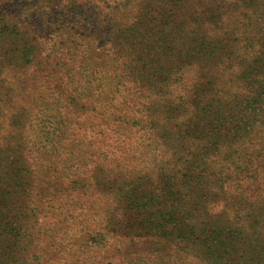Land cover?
I'll list each match as a JSON object with an SVG mask.
<instances>
[{
  "label": "trees",
  "instance_id": "1",
  "mask_svg": "<svg viewBox=\"0 0 264 264\" xmlns=\"http://www.w3.org/2000/svg\"><path fill=\"white\" fill-rule=\"evenodd\" d=\"M102 1L49 0L47 6L49 11L57 6L63 14L86 19L96 8L100 9L99 5L105 3ZM113 1L119 16L116 18L110 11L111 21L118 32L100 35L96 41L90 35L84 43L89 44L88 52L108 45L122 57L127 79L138 88L141 97L152 98L144 111L148 124L136 123V128L142 131L146 145L152 144V155L157 151L162 153V165L152 173L154 179H147L146 185H150L145 187L147 196L140 194L132 198L133 190L142 186L133 182L122 185L123 194L116 198V210L110 206L114 213L122 209L121 218L111 225L113 210L105 208L103 211L108 210L106 224L97 230V236L88 235L91 244L70 250L64 264L75 263L89 250L97 256L110 243L117 245L115 233L127 238L129 234L122 232L133 228L129 221H122L126 217L123 211L145 209L155 220L150 224L155 233L151 236L159 235L160 242H171V264H222L224 254L228 264L242 262V257L236 255L239 247L249 249L257 242L253 234L250 238L251 227L247 228L251 214L246 207L259 177L253 168H257L255 171L264 168V0L255 3L254 0H228L231 9L219 12L214 18L207 17L202 10L187 13L183 9L169 13L163 10L155 18L150 10L152 0ZM49 11L43 13V8L32 0H0V52H10L4 46L12 47V53L19 52V58L12 57L11 62H15L13 68L22 69L23 76L29 71L38 73L30 67L33 61L29 57L35 41L29 35L31 21L41 15L48 18ZM131 13L134 17L128 20L127 15ZM133 19L136 26L125 27L124 23ZM46 22L53 27L49 34L52 38H46V42L62 35L64 26L56 27L62 20L47 19ZM80 35L79 30H74L73 37H77L81 47ZM100 42L101 45L96 44ZM54 48L49 53L55 58L65 53L68 62L84 53V47L72 53L69 51L75 50L65 49L63 45L59 48L54 45ZM68 62L62 63L63 70L70 68ZM44 67L45 63L40 70ZM88 72L93 79L95 74L90 68ZM42 73L49 78L48 70ZM79 73H73L70 78ZM51 112L52 107L39 109L36 114L46 117ZM145 130L148 132L143 134ZM20 142L13 143L16 148L13 153L23 152ZM6 144L11 143L6 141ZM3 158L0 156V173L24 166L20 156L17 160ZM165 181H171L172 196L157 192L159 188L163 192V187L168 186ZM18 187L17 184L14 188ZM11 191L0 188V198L10 197ZM2 202L0 233L8 228L1 221ZM23 212L22 219L29 222L33 211L24 209ZM138 228L136 225L135 230ZM38 234L37 231L27 234L31 239L25 238V247L37 250L24 257L23 262L49 264L56 257L51 259L50 247L43 249ZM6 237L0 234L1 264L12 262ZM96 237L99 239L95 241ZM21 250L25 254L28 251Z\"/></svg>",
  "mask_w": 264,
  "mask_h": 264
},
{
  "label": "rangeland",
  "instance_id": "2",
  "mask_svg": "<svg viewBox=\"0 0 264 264\" xmlns=\"http://www.w3.org/2000/svg\"><path fill=\"white\" fill-rule=\"evenodd\" d=\"M32 1L43 8V13L49 11V0ZM222 1L152 0L150 10L155 18L161 16L163 10L169 13L175 9H183L187 13L202 10L207 17L214 18L219 12L231 9L228 0ZM102 2L105 3H101L100 9L96 8L92 16H87V20L75 14H63L57 6L49 11L48 18L45 15L33 18L29 35L35 39L34 50L28 57L33 61L30 67L38 73L29 71L23 76L22 69L13 68L15 62H11L12 57L17 58L19 52L12 53V47H3L10 51L8 54L0 52V156L13 157V160L20 156L24 164L22 168L0 173V188L12 190L10 197L0 198L4 208L1 221L8 225L0 234L7 236L10 245L7 253L12 256V262L6 261L5 264H35L23 262L24 257L37 250L25 247L27 234L35 231L41 236L43 249L50 247L51 259L56 257L49 264H64L67 259L64 257L70 255V250L91 244L88 235L93 237L106 224L108 210H103L110 206L116 210V198L123 194L122 185L133 182L142 186V189L133 190L132 198L140 197V194L147 196L146 188H150L146 185L147 179H154L152 173L162 165V153L157 151L153 156L150 151L152 144L146 145L142 131L136 128V123L148 124L144 111L152 98L141 97L138 88L127 79L128 71L122 57L111 51L108 45L103 44L88 52L89 44L84 43L90 35L96 41L100 35L118 32L111 21L113 16H119L116 2ZM242 9L239 8L240 11ZM127 16L128 20L134 17L133 13ZM47 19L62 20L63 23L57 22L56 27H64L61 36L46 42V38H52L49 34L53 30ZM124 24L125 27L136 26V21L133 19ZM74 30L82 34L81 47L77 37H73ZM54 45L75 50H68L69 53L84 47V53L68 62L65 53L58 58L49 53L56 50ZM65 62L70 64L67 70L62 69ZM44 63L45 67L40 70ZM88 68L95 74L93 79L89 78ZM45 69L50 80L45 74H40ZM77 71H80L79 75L70 78ZM51 107L52 112L46 117L36 114L39 109ZM6 141L11 144H6ZM17 142L23 150L21 153H13L16 149L13 143ZM253 169L259 177L249 207H246L251 214L247 228L251 227L248 233L250 238L253 234L257 242L249 249L240 246L236 255L242 257V262L234 258V264H264V168ZM165 183L168 186L163 187V192L159 188L158 194L169 193L172 196L171 181ZM17 184L19 187L15 189ZM101 194L104 197H100ZM111 207L110 211L113 210ZM24 209L33 211L29 222L22 219ZM114 210L111 225L121 218L122 209L115 213ZM123 212L126 217L122 221H129V226H133L131 230L122 232L128 233V237L115 233L119 241L117 245L111 246L110 243L97 256L89 250L85 257L80 256V260L73 264H171V242H160L159 235L151 236L155 233L150 224L155 220L146 209ZM136 225L138 230H135ZM144 227L147 229H140ZM97 239L99 237L95 241ZM21 249L28 250L27 255ZM16 258L21 261H15ZM223 258L222 264H228L225 254Z\"/></svg>",
  "mask_w": 264,
  "mask_h": 264
}]
</instances>
